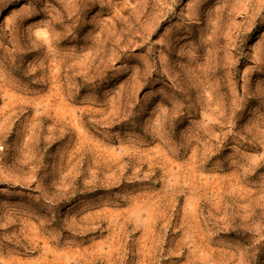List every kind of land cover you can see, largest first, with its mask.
<instances>
[{
	"label": "rangeland",
	"instance_id": "1",
	"mask_svg": "<svg viewBox=\"0 0 264 264\" xmlns=\"http://www.w3.org/2000/svg\"><path fill=\"white\" fill-rule=\"evenodd\" d=\"M0 264H264V0H0Z\"/></svg>",
	"mask_w": 264,
	"mask_h": 264
},
{
	"label": "bare ground",
	"instance_id": "2",
	"mask_svg": "<svg viewBox=\"0 0 264 264\" xmlns=\"http://www.w3.org/2000/svg\"><path fill=\"white\" fill-rule=\"evenodd\" d=\"M6 3H4L1 7H0V11L3 10L4 8H6Z\"/></svg>",
	"mask_w": 264,
	"mask_h": 264
}]
</instances>
